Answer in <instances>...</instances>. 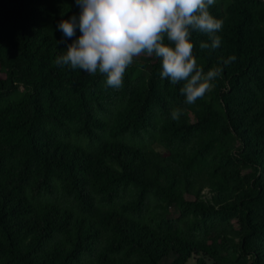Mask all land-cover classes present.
I'll return each instance as SVG.
<instances>
[{
    "label": "trees",
    "instance_id": "obj_1",
    "mask_svg": "<svg viewBox=\"0 0 264 264\" xmlns=\"http://www.w3.org/2000/svg\"><path fill=\"white\" fill-rule=\"evenodd\" d=\"M209 11L223 71L186 104L155 56L118 90L58 66L75 0H0V264H264V0Z\"/></svg>",
    "mask_w": 264,
    "mask_h": 264
},
{
    "label": "clouds",
    "instance_id": "obj_2",
    "mask_svg": "<svg viewBox=\"0 0 264 264\" xmlns=\"http://www.w3.org/2000/svg\"><path fill=\"white\" fill-rule=\"evenodd\" d=\"M75 3L80 9L78 17L62 20L57 28L67 38L75 36L77 29L81 35L56 58L58 66L102 74L107 86L118 90L134 58L143 54L155 56L161 64V79H168L173 85L184 82L180 92L186 104L203 98L223 71L216 67L205 73L198 67L190 40L192 32H200L211 42H202L201 49L221 47L222 38L217 33L223 28V20L214 18L209 11L216 0H75ZM236 59L235 55L229 56L223 64L227 66ZM181 114L179 108L174 109L171 119L178 120Z\"/></svg>",
    "mask_w": 264,
    "mask_h": 264
},
{
    "label": "rangeland",
    "instance_id": "obj_3",
    "mask_svg": "<svg viewBox=\"0 0 264 264\" xmlns=\"http://www.w3.org/2000/svg\"><path fill=\"white\" fill-rule=\"evenodd\" d=\"M149 61H150V59H148V58H144V57H136V58H134V61H133L132 65L137 64V65H138L137 67H138V69H139L140 64H146V63H148ZM130 66H131V65H130ZM147 71H148V69L142 71V74H147V73H148ZM172 217H175V214H173ZM172 259H173V256H170L168 259H166V260L163 261V264H169V263L171 262ZM187 264H193V261H192V260H191V261H188Z\"/></svg>",
    "mask_w": 264,
    "mask_h": 264
}]
</instances>
